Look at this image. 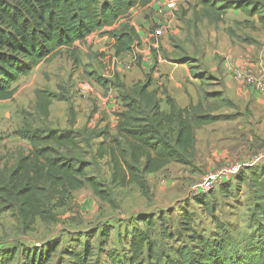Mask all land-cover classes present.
<instances>
[{"label": "rangeland", "instance_id": "374dc122", "mask_svg": "<svg viewBox=\"0 0 264 264\" xmlns=\"http://www.w3.org/2000/svg\"><path fill=\"white\" fill-rule=\"evenodd\" d=\"M203 1L212 0H175V10L170 14L163 12L160 21L156 20L152 6L143 11H137L138 8L131 12L128 20H121L116 25L119 28L125 22L133 21L137 29L151 39L148 40L150 44L147 42L148 46L145 44L142 47L141 44V49L149 48L151 54L158 51L159 56L170 63L173 70L175 65L179 68L184 65L191 78H196L193 88L198 105L206 101L205 91L222 89L219 72L218 78L205 76L206 70L197 57L203 50L214 53L215 65L217 60H221L227 68L229 60L236 66L244 67L255 77L264 76V73L257 74L258 70L248 65H259V62L264 61V22L260 24L258 17L251 19L240 12L227 10L219 22L213 23L208 18L214 16L211 15L213 9L203 5ZM214 1L220 5L225 2ZM259 3L260 11L264 12V0ZM203 9L210 12L205 15L207 17H202V11H205ZM164 19L166 24L163 25L166 27L162 29L161 35L151 38V32L161 29L158 23ZM94 36L89 44L84 43L80 48L74 46L79 52L80 64H76L69 53L62 49L56 56L38 65L31 75L19 81L12 100L0 102L1 170L12 168L18 157L29 150L28 143L18 137V132L22 129H78L81 132L84 125L90 126L87 127L90 132H97L106 125H115L116 111L122 107L120 99L124 88L133 90L146 81L155 89L167 88L166 80L156 79L157 76H154L161 72L159 64L155 63V59L151 65L144 63V54L138 51L140 47L133 48V61L124 60L114 56L109 40L101 39L105 36H100L99 33H94ZM175 46L179 50L184 46L190 50V54L184 52L187 60L184 64L172 61V58L182 57V54H173L178 50ZM260 67L258 66L259 70ZM262 67L264 69L263 65ZM179 68L175 69V73ZM220 68L224 74V67ZM94 75L100 78V84L93 81ZM229 75L231 76L230 73ZM81 82L90 84L94 96L80 94L78 84ZM37 91H43L52 97L47 117L37 109ZM96 95L102 99H110L114 111L106 113L105 109L102 110ZM217 95L214 99L220 98V94ZM190 102L192 107L193 102ZM107 103L109 104L108 100ZM202 111L206 112L207 108ZM253 112L256 113L257 120H260L259 133L264 136V117L260 118L264 114V108L258 106ZM217 122L205 124L195 130V150L187 164H172L159 173L145 176V194L133 184L127 187L112 184L106 160H97L94 156L98 141H91L92 145L81 143L79 149L72 154L89 166L88 176L96 177L110 194L111 201H100L85 186L80 191L69 193L61 205L51 204L53 220L49 223L36 221L24 228L10 212L1 214L0 264H25V254L45 252L51 246L54 252L48 264H66L69 262V251L82 254L84 249H88L91 254L87 264H128L130 245L135 235L146 237L155 251L165 257H173L175 249L191 244L189 237L193 233L215 239L219 233L227 231L244 242L258 235L251 218L259 195V187L253 180L258 178L257 185L264 186V162L246 167L243 169L245 171L240 170L226 181H217L207 194L199 195L192 190V186L200 183L208 173L238 164H249L264 149V142L259 144L257 141L256 144L262 148L258 147L252 156H244L238 158L241 160H232L226 164L221 154L227 150V145H232L233 142L228 140L240 138L241 134L236 132L238 123ZM146 248L140 258L144 264L148 260Z\"/></svg>", "mask_w": 264, "mask_h": 264}, {"label": "trees", "instance_id": "16d2710c", "mask_svg": "<svg viewBox=\"0 0 264 264\" xmlns=\"http://www.w3.org/2000/svg\"><path fill=\"white\" fill-rule=\"evenodd\" d=\"M153 1L0 0V102L12 100L19 81L62 49L80 64L74 46L91 34L99 33L112 40L116 57L132 54L134 47H141L135 27L129 21L119 28L116 25L128 20L133 10L145 8ZM224 1L222 5L214 0L203 1V5L213 9L214 16L208 17L211 22H219L225 11L234 10L247 18L258 17V23L263 24L264 12L260 11L259 3L263 0ZM203 10L202 17H207L210 12ZM186 61L181 58L175 62ZM93 81L100 84L101 80L94 75ZM146 82L133 90H121L122 111L116 113L114 127L106 125L97 132H90L87 127L81 132L20 130L18 137L28 143L29 150L9 170L0 169V215L10 212L24 228L36 221L49 223L53 220L51 204L61 205L69 193L85 186L100 201L110 202V194L102 184L95 176H88L89 166L72 154L81 143L92 145L91 141H98L94 156L106 160L112 184L120 187L133 184L143 194L147 190L145 176L159 173L170 164H187L195 150V130L218 118L206 115L198 106L179 109L166 89L151 90ZM36 99L37 109L47 117L51 95L37 91ZM163 103L168 111L161 109ZM223 103L232 106L229 101ZM253 181L259 187L251 215L258 235L244 242L227 231L215 239L193 233L189 237L191 244L175 249L173 257L159 254L146 237L135 235L128 264H144L140 258L146 247V264H264V186L257 185L258 178ZM51 247L45 252L25 254V264H48L54 252ZM90 255L88 249L82 254L69 251L66 264H87Z\"/></svg>", "mask_w": 264, "mask_h": 264}, {"label": "crops", "instance_id": "0c3cea01", "mask_svg": "<svg viewBox=\"0 0 264 264\" xmlns=\"http://www.w3.org/2000/svg\"><path fill=\"white\" fill-rule=\"evenodd\" d=\"M164 1L165 0H154L150 5L146 6L145 8H142L137 11H143L146 10L147 8H149L150 6H152L153 10H154V14L156 15L155 18L156 20L162 18L161 15H163L164 13H172L173 11L167 10L164 7ZM162 11V12H160ZM234 12V11H233ZM234 13H238L234 12ZM207 20V19H205ZM156 22V21H154ZM208 22V21H207ZM131 25H133L140 37L141 40V44L142 47H145V44H150L148 40L150 36H144V32H141L140 30L137 29V27L135 26L134 22H130ZM166 20L164 19L161 23H158V25L160 26L161 29H154L151 33L152 36L151 38L156 37V31H162V29H164L166 27ZM109 30V29H107ZM140 31V32H139ZM143 34V35H142ZM156 35V36H155ZM161 35V33H160ZM94 34H91L89 37H87V39L82 42V43H78L75 46H77L78 48H80V45H84V43H90L92 38H94ZM101 39L103 40H109V44L111 47L112 44V40L108 39V37H102ZM153 40V39H152ZM154 42V41H152ZM147 44V46H148ZM152 47H155L153 44H151ZM146 46V47H147ZM186 46L183 47L182 50H179L176 46L174 47L176 50L173 54H182V57H175L172 58V61H176L179 60L181 58H185L186 55L184 54V52L188 54L189 51L188 49L185 48ZM140 53L144 54V63H147L148 65L153 62V60L155 59V63H158L160 66V70L161 72L159 74H154V76H157V78H161V80H166L167 82V93L168 96L170 98H172L175 103L176 106L179 109H185L191 106V102H193V106L192 107H200L201 109L207 108L205 113L206 115H209L211 117H216L218 118V122L222 121L223 124H235L238 123V127L236 129V132L241 134V139L240 138H236L234 137L233 139H230L228 141H232V145L229 146L227 145V150L223 151L224 153L221 154L223 155V159L224 162L226 164L231 163L232 160H237L238 158L241 157H250L252 156L258 147H261V142H264V136H262V134L259 133L258 130V122L260 120H257V115L255 112H253V110H255L258 106H260L261 108H264V98L262 93L256 92L252 87H250L247 84L244 83H239L236 82L235 80L232 79V77L229 75V72L227 71L226 68V64L225 62H222L221 60H217V64L215 65V55L214 53L208 51V50H203V52L201 53L200 56H197L198 58L201 59L203 66L206 70V75L205 76H213L214 78H218L220 73V78L222 80V89L220 91H205L204 93V99H206L205 102H203L202 105H198V100L197 99V94L195 93L194 90V86L193 83H196V78H194V80L191 78L190 74L188 73L186 67H184V65H182L180 68L178 65H175V69H178V72L175 73V69L173 70L170 63L166 62V60L164 58H162V56H159V52L157 51L155 54H151L149 48L147 49H141L138 50ZM174 50L172 49L171 52H173ZM186 53V54H187ZM206 53V54H205ZM172 54V55H173ZM132 54H128V55H123L120 56V58L122 57L124 60H132ZM237 58V57H235ZM238 60V59H237ZM261 61V59H259ZM237 64H240L239 61L236 62ZM257 63V62H256ZM252 66V69L258 70L256 71L257 74H261L264 73V69L262 67V65L264 66V61L259 62V65L255 64H249ZM221 67H224V71L225 73L222 74V70ZM258 66L260 67V70L258 69ZM218 68H220V71L218 70ZM121 71V70H120ZM182 71H185L184 73H182ZM183 74V75H182ZM185 74V76H184ZM218 75V76H217ZM184 76V77H183ZM151 78V77H150ZM154 78V77H153ZM198 82V81H197ZM151 90L155 89L153 87H150ZM78 91L80 92L81 95L86 96V95H93V90L92 87L90 86L89 83H83L81 82L80 84H78ZM217 94H220V98L218 99H214L213 97ZM212 95H214L212 97ZM218 96V95H217ZM96 97H98V100L100 102V108L102 110H106V113H111L114 111V106L112 105V101L110 99L107 98H100L98 95H96ZM107 100L109 101V104L107 103ZM229 101L231 102L232 106H226L225 103H223V101ZM111 104V105H110ZM207 106V107H206ZM229 110H228V109ZM119 110L116 111V113L120 112V110L122 109V107L118 108ZM161 109L163 111H168V107L165 106V104H162ZM264 114L260 115V118H263ZM109 119H112L111 117H109ZM231 121H233L231 123ZM243 121V122H242ZM217 122V123H218ZM264 123V122H263ZM234 125V126H235ZM105 126V125H104ZM84 127V125L82 126ZM88 128L90 126H87ZM110 127H114V126H110ZM76 128H81V127H77ZM235 128V127H234ZM195 138L197 139V137L195 136ZM227 140V139H226ZM235 141H238L237 143H234ZM258 141V145L256 144V142ZM244 142V143H243ZM262 148V147H261ZM241 160V159H238ZM172 164H170L169 166H171ZM176 165V164H173ZM169 166H167L165 169H167Z\"/></svg>", "mask_w": 264, "mask_h": 264}, {"label": "built area", "instance_id": "2783aa9c", "mask_svg": "<svg viewBox=\"0 0 264 264\" xmlns=\"http://www.w3.org/2000/svg\"><path fill=\"white\" fill-rule=\"evenodd\" d=\"M164 7L167 10H175V0H165ZM162 12V11H160ZM156 35H160L161 31H156ZM227 71L231 74L232 78L239 83H244L252 87L256 92H264V76L255 77L251 75L244 67L236 66L232 61H227ZM264 162V149H262L255 157H253L251 163L236 165L234 167L224 168L215 173H208L203 180L192 186V190L197 194H207L217 181H226L228 178L233 177L237 172L243 170L246 167L257 165Z\"/></svg>", "mask_w": 264, "mask_h": 264}]
</instances>
